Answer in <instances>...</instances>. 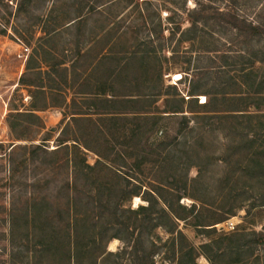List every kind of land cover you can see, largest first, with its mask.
<instances>
[{"label": "trees", "instance_id": "16d2710c", "mask_svg": "<svg viewBox=\"0 0 264 264\" xmlns=\"http://www.w3.org/2000/svg\"><path fill=\"white\" fill-rule=\"evenodd\" d=\"M10 1L0 0V4L8 8ZM48 1L15 0L13 11L7 12L1 19L7 25L10 17L16 19L23 15L24 24L30 25L25 33L30 38L31 30L35 28L42 34L36 40L43 41L46 46L51 45L55 36L67 33L69 37L66 44L74 46L71 58H75V65H78L81 44L96 34L85 33L87 24L92 18L102 16V8L106 3H103L104 0H52L51 6L47 8ZM214 1L210 0L206 5L197 3L194 9L188 11V27L185 29L179 23H173L172 14L166 18L169 27L164 29L160 21L153 24L147 17L143 22L149 29L146 37L141 40L135 34L134 42L129 47L120 48L121 62L125 60L123 65H126L123 69L128 65L135 66L134 74L137 77L139 73H149V53L155 52L154 37L163 38V32H167L164 42L172 46V57L178 56L181 44H188L183 49L184 56H187L182 59L186 64L183 72L186 77L194 71L197 73L188 81L189 98L186 101H190L178 97L175 89H171V93H165L167 97L161 111L165 117L179 122L175 132L176 136H181L182 142L176 143L175 136L173 149L167 133L163 132L156 139V147L162 146L161 149L166 150L163 162L176 161L185 174L191 168H196V176L190 181L185 179L178 190H167L164 185H157L142 191L143 187L134 183L130 171L121 175L108 166L104 168L119 181L117 188L100 181L99 173L105 166L103 162L117 166L118 170L126 166V162L122 157L116 163L107 154L103 157L98 155L99 159L93 165L87 163L85 154L80 150L96 154L98 150L85 142L83 133L99 135L103 123L91 118L104 120L116 130L119 119L115 117L126 114L127 111L121 108L126 107L128 110L131 106L130 114L140 116L135 120L148 125L154 102L146 100L159 95L161 89H132L123 95L112 92L111 99L106 98L104 91L89 93L90 103L81 99L82 104L87 106L84 113L78 102H71L77 112L71 114V123L65 125L66 129L59 132L55 149L46 152L43 144L47 139H43L41 144L20 147L26 152L27 162L33 164L37 161V164L49 170L57 166L65 170L66 201L64 218L59 216V221L53 220V206L45 198L28 199L21 208L14 202L10 204L7 210V241L11 247L9 264H155L156 257L170 264H197L199 257L208 264H264V253H258L264 248V226L261 232L246 231L239 227L231 233L217 232L214 227L234 217L240 210H244L245 216H248L251 210L264 207V10L248 19L244 14L237 13V8H242L237 0H231V3L227 0L229 7L226 9L211 4ZM147 4L150 5V2ZM137 8L138 5L135 6ZM11 29L17 38L27 39L22 30L17 27ZM5 33L6 28L3 26L0 34ZM42 60L46 64L49 61H52V65L63 64L51 56L43 57ZM191 61L201 64L192 65ZM31 62V59L28 60L25 70H35V76L40 77L38 61ZM120 74L133 75L130 71L122 72V69ZM160 76L161 69L158 68L156 78L161 80ZM135 80L137 84L140 83L138 78ZM18 83L33 87V92L42 95L41 82H24L21 76ZM99 94L103 96L102 99L98 97ZM197 97H204V104H199ZM30 98L33 100V96ZM39 102V111L47 108L44 99H39ZM96 102L104 103L100 110ZM191 107L197 108L200 113L198 118L193 117V123L201 126V129L206 128L203 134L217 133L227 140L229 152L225 158L218 160L219 157H214L213 153L197 154L194 147L190 146L188 138L193 139L194 128H188L191 120L183 114H196ZM31 108H37L36 100L31 103ZM142 115L149 117L142 118ZM26 118L38 120L33 113L17 112L7 116L6 122L13 141H25L22 131L18 133V129L25 128ZM152 119L156 125L157 117ZM211 119L216 120L214 128L213 125L208 126ZM152 123L150 127L154 126ZM142 129L143 126L137 124L130 130L133 136L130 142L135 141ZM98 139L104 141L100 135ZM68 141L72 143L71 147L66 144ZM200 141L202 143L203 140ZM154 144H150L153 149ZM14 148L16 146L11 145L8 157ZM175 148L177 153L174 152ZM215 160L225 165L233 160L235 165L228 166L218 179L213 177L214 173L209 178L207 166L214 164ZM142 162L135 164L137 171H141ZM160 167L159 164L157 168ZM9 171L11 176L15 173L11 164ZM174 178L172 174L167 180L173 181ZM133 198H139L144 205L130 208ZM183 198L192 203L189 206L179 204ZM188 219L194 220L192 227L195 234L207 238L196 248L177 228L178 222ZM61 223L62 230L59 226ZM157 230L163 231L167 239L163 241ZM114 240L120 243V248L115 252H107V245Z\"/></svg>", "mask_w": 264, "mask_h": 264}, {"label": "rangeland", "instance_id": "374dc122", "mask_svg": "<svg viewBox=\"0 0 264 264\" xmlns=\"http://www.w3.org/2000/svg\"><path fill=\"white\" fill-rule=\"evenodd\" d=\"M127 1H130V3L126 4ZM228 1L231 3V0ZM258 1L259 0H237V3L242 7L237 8V13L244 14L246 18L252 19L258 12L264 10V0ZM51 2L52 0L48 1L47 8L51 6ZM148 2H150V5L147 4ZM103 3L106 4L105 7L102 8V16L92 18L91 21L88 22L87 29L85 30L86 34L96 33L95 37L91 38V40L81 44L82 51L88 49L87 57L93 56L94 53H98L103 49H107L108 52H111V50L116 52L123 46L129 47V45L134 42L135 34L137 38H145L149 29L148 26H144L143 22L147 17H150L153 24H157L160 21L161 28L164 29L169 27L166 23V18L172 14L173 23H179L181 28L185 29L188 27V22L186 20L187 12L194 9L197 3L206 5L210 3V0H104ZM229 3L227 0H215L211 4L226 9L229 7ZM136 5H138L137 9H135ZM7 6L8 8L0 4V29H2L3 26L6 28V33L3 35L0 34V264H9L8 256L11 247L7 241V210L12 202H14L18 208H21L28 199L34 198L35 200H40L45 198L47 199L46 201H50L53 206V220L59 221L61 219H59V216L64 218L63 210L66 201V188L64 187L66 181L65 170L58 166L49 170L37 164V161L33 164L27 162L26 152L20 147L24 145L28 146L29 144H41L43 139H47L43 145L46 152L49 153L56 147L55 140L59 132L62 129H66L65 125L67 123H71V114L77 112V109L74 108L71 102H78L81 106V111H83V113L86 111L87 106L82 104L81 95L77 93L85 92L89 94L97 92V90H108L77 89L76 86V89H61L66 85L70 86V84L79 85V82H77V80L73 82V77L68 79V73L62 70V66L42 63L44 62L42 59L43 57L51 56L56 62L62 61L63 64L69 66L70 62L68 61L74 59L71 58L73 56L72 50L74 46L66 44V40L69 37L68 34L63 32L60 36H55L54 40L51 41V45L46 46L43 41L36 40L37 37H42V34L38 33L35 28L31 30L30 38L28 34L25 33L30 25L24 24L25 20H22L23 15L18 18L16 17V19L10 17L8 20L9 23L7 25L4 24V19L1 18L7 15V12L13 11L15 0L8 2ZM63 8V10L66 9L65 6H63ZM43 13H45V11ZM44 15L45 14H43V17ZM140 16L142 18H140ZM11 27H17L19 30H22V34L27 39L21 40L17 38ZM166 36L167 32L164 31L163 38L154 37L153 41L155 44L153 47L155 52L149 53V73H139L137 75L140 80L137 90L146 89L147 91H152L154 89H161L159 95L146 100L154 102L151 108V116L157 117V124L154 125L152 123L155 119H152V117L148 125L138 123L135 119L140 116L130 114V109L132 108L130 106L129 109L127 107L128 110H126V107L121 108L123 111H127L126 114L115 117L119 119L116 123V130H113L108 122L106 123L104 120L98 121L99 118H91L96 119L97 122H103L100 126L102 132L99 135L104 138V141L98 139L99 135L96 133H83L85 142L88 143L92 149L98 150V154L83 149L80 150L85 154L86 161L89 165H93L99 159L98 155L103 157L110 154L109 159L116 160V163H119L122 157L125 158L126 166L121 168V170H118L117 166H113L107 162H103L105 166H102L101 171L99 170L100 181L114 188H117L119 181L117 177L115 178L105 169L108 166L112 168V171H117V173L121 175L126 173V171H130L129 173L133 175L132 180L134 183L143 187L142 191L145 189H152V187H156L157 185H161L162 187L164 185L167 190H178L183 185L185 179L186 181H190L197 174L196 168H191L185 174V171L177 166L176 161L168 163L163 162L162 160L163 156L166 154V150L161 149L162 146H159L161 148L156 147L158 135L166 132L169 138V144L172 145L174 149L175 143L173 139L176 136L175 130L179 124L177 120L174 121L173 119H169L165 117L166 115H162L161 113L164 108L165 98L167 97L165 93H171V89H175L179 94L178 97L181 96L186 101L189 98L187 94L189 90L188 81L197 74L196 71H194L193 73H189V76L186 77L187 75L183 72L186 64L182 62V59L187 57L184 56L183 49H185L188 44H181L178 56L172 57L170 52L172 46H168L164 42ZM141 47L143 48L144 46ZM33 49H36L35 53ZM87 57L82 60L80 59L78 66L80 69L88 65V61H86ZM30 59L35 63L38 61L41 69L40 76L43 77L45 86L53 87L51 89H42V95L37 94L39 92H33L35 88L23 86L18 83L21 76L24 82L34 83L35 76L25 70L26 64ZM195 63L197 66L201 64V62L197 64V62L191 61L192 65H195ZM158 68L161 69V87L160 85L157 86V82H152L156 80ZM176 74L180 75L179 80L174 79V75ZM68 82L70 84H68ZM116 87V89L111 90L114 94L123 95L132 90V88L128 89L123 87L121 83H116ZM32 96L33 100L30 98ZM86 97H82V99H86V103H90L89 100L91 97ZM39 99H44L47 104V108L42 111L38 110V107H41ZM35 100L37 108L32 109L31 103L35 102ZM103 104V102H96V106L99 110L103 107ZM190 109L196 111V114H183L191 120L190 124H188V128H194L193 139L188 138L190 146L194 147L197 154L210 155V153H213L214 157H219L218 160L222 157L225 158L229 152L227 140L217 133L206 132L203 134V131H207L206 128L203 127L201 129V126H195L193 123V117L198 118L200 113H198L197 108L193 109L191 107ZM17 112L33 113V115L38 117L37 121L34 118H26L25 128H22V130L18 129L20 131H18V133L22 131L21 135L24 136L25 141H13L7 126L6 119L9 113L14 115ZM141 117L146 118L149 116L142 115ZM31 123H35L36 126L31 125ZM150 123L154 126L150 127ZM214 123H216V120L211 119L208 121V126L213 125L214 128ZM137 124H141L143 129L141 134H139L137 138L135 137V141L130 142V138L133 140L130 130ZM80 126L82 127L83 124H80ZM160 127H162V129ZM197 132H202V134H196ZM199 135H201V137H199ZM69 137L72 138V136ZM176 137V143L181 144V136L177 135ZM201 139L203 140L202 143L200 141ZM66 144L69 147L72 145L69 141ZM150 144H154L155 149H153V146ZM11 145L16 146V148H14L8 157ZM188 146L187 144L186 147ZM162 150L163 152L160 153ZM174 152H178L176 148ZM141 160L143 161L140 164L141 171H137L134 166ZM194 161L197 163V158H195ZM9 164L12 165V169L15 172L12 176L10 175L11 171H9ZM159 164L161 167L157 168ZM234 165L233 160H231L229 165H225L222 161L217 162L215 160L214 164L207 166L209 170L208 177L210 178L214 173L213 177L218 179V177L222 176V172H226L228 166L233 167ZM172 174L175 176L174 180H167L168 176ZM165 193L164 195H166ZM137 199L138 201H135L134 198L130 201V208L134 209L139 205H144V202L139 198ZM191 203V200L187 198H183L179 201V204L184 206H189ZM231 220L234 224L232 232L239 227L244 228L246 231L261 232L264 226V207L251 210L248 216H245L244 210H240L234 217L227 219V221ZM193 221V219H188L186 222H178L177 228L183 233L186 240L196 248L201 243L207 241V238L195 234L192 227ZM225 222L214 226L217 232L231 233L223 229ZM59 226L62 230L63 224L61 223ZM156 232L163 241L167 239L163 231L157 230ZM110 243L107 245V252H115L121 246L120 243L116 241L112 250H110ZM258 253L260 255L263 254L264 248L260 249ZM155 262V264H170L161 257H156ZM197 264L208 263L205 259L199 257L197 259Z\"/></svg>", "mask_w": 264, "mask_h": 264}, {"label": "crops", "instance_id": "0c3cea01", "mask_svg": "<svg viewBox=\"0 0 264 264\" xmlns=\"http://www.w3.org/2000/svg\"><path fill=\"white\" fill-rule=\"evenodd\" d=\"M99 49V48H98ZM97 49V50H98ZM88 50V49H87ZM82 51V46H81V54H80V59H85L87 57L88 51ZM86 52V53H85ZM79 59V61H80ZM122 53L120 52V49L117 50L116 52L111 50V52H108L107 49H103L102 51H99L98 53H94L93 56L87 57L88 65L84 68H79V61L78 65H75L76 59H72L69 63V66L65 64H60L57 66H62L63 69L65 70L67 74V78L70 79L73 77V82H79V85H71L70 86L66 85L64 88L61 89H108V90H102L105 92L106 98L111 99L112 97V89H116V83H121V85L125 88L128 89H138L139 84L136 83V80L138 77L134 74L136 71V67L133 65H128L126 68L123 69L126 65L123 63L125 62L122 61ZM52 61H49L47 64H51ZM79 68V70H78ZM122 69L123 71H130L133 75L130 74H120V70ZM41 72V69H40ZM35 76V70L30 72ZM66 75V74H64ZM41 82L42 83V88L41 89H51V87L45 86V82L43 77H36L34 78V83L35 82ZM152 82H157L159 86L161 87V80L156 78L155 81ZM92 93H101V91L97 90V92H92ZM81 99L82 97L88 96L89 98L91 97L88 93L85 94H80ZM99 98H102L99 94Z\"/></svg>", "mask_w": 264, "mask_h": 264}, {"label": "built area", "instance_id": "2783aa9c", "mask_svg": "<svg viewBox=\"0 0 264 264\" xmlns=\"http://www.w3.org/2000/svg\"><path fill=\"white\" fill-rule=\"evenodd\" d=\"M197 98H198V103L199 104H204V102H205V98L204 97H197ZM223 226H224L223 229L226 232H232L233 229H234V224H233L232 220L231 221H226Z\"/></svg>", "mask_w": 264, "mask_h": 264}, {"label": "bare ground", "instance_id": "6f19581e", "mask_svg": "<svg viewBox=\"0 0 264 264\" xmlns=\"http://www.w3.org/2000/svg\"><path fill=\"white\" fill-rule=\"evenodd\" d=\"M174 79H175V80H179V79H180V75H177V74L174 75ZM135 201H138V199L135 198ZM135 205H136V204H135ZM115 243H116V240L111 241V243H110V245H109V246H110V248H109L110 250H112V248H113V246H114Z\"/></svg>", "mask_w": 264, "mask_h": 264}]
</instances>
